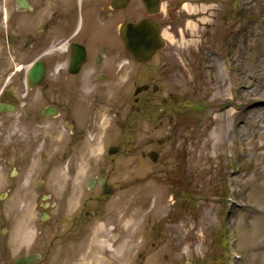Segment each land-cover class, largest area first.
<instances>
[{"label":"rangeland","instance_id":"obj_1","mask_svg":"<svg viewBox=\"0 0 264 264\" xmlns=\"http://www.w3.org/2000/svg\"><path fill=\"white\" fill-rule=\"evenodd\" d=\"M185 3L206 10L188 15ZM242 11L251 19L241 21ZM165 13L162 29L171 40L126 88L130 106L135 88L150 84L138 96L142 129L131 136L138 151L113 171L125 217L93 229L83 264H264V128L252 127L261 122L257 115L237 124L245 89L264 85V0H179ZM23 121L0 123V192L11 189L0 201L2 227L10 209L28 207V173L38 178L36 165L28 172ZM142 150L157 152V162L143 159Z\"/></svg>","mask_w":264,"mask_h":264},{"label":"flooded vegetation","instance_id":"obj_2","mask_svg":"<svg viewBox=\"0 0 264 264\" xmlns=\"http://www.w3.org/2000/svg\"><path fill=\"white\" fill-rule=\"evenodd\" d=\"M178 1L158 0L166 13ZM160 16L151 18L161 28ZM147 17L142 0L118 9L113 0H0V103L12 108L0 112V123L24 120L28 172L34 164L38 173L36 180L28 173V207L10 209L0 226V264L86 263L93 229L123 221V186L113 171L138 151L131 136L141 132L143 102L139 94L129 106L126 88L143 78L145 64L118 32ZM53 171L60 174L50 180Z\"/></svg>","mask_w":264,"mask_h":264},{"label":"water","instance_id":"obj_3","mask_svg":"<svg viewBox=\"0 0 264 264\" xmlns=\"http://www.w3.org/2000/svg\"><path fill=\"white\" fill-rule=\"evenodd\" d=\"M128 0H113V7L117 8L121 3ZM146 11L153 15L158 11V0H143ZM120 36L124 46L132 54L133 58L138 61H146L156 50L163 48V42L160 38L159 31L150 19L140 21L138 24H125L120 28ZM145 88H139L136 93ZM10 109L8 106L0 105V111ZM153 161L155 156L151 155Z\"/></svg>","mask_w":264,"mask_h":264},{"label":"bare ground","instance_id":"obj_4","mask_svg":"<svg viewBox=\"0 0 264 264\" xmlns=\"http://www.w3.org/2000/svg\"><path fill=\"white\" fill-rule=\"evenodd\" d=\"M200 8H201V11L206 10L205 6H201ZM200 8L196 6H192L191 4H188V3H185L182 6L183 11L187 13L188 15L196 14L198 12L197 10ZM187 27H189L190 30H193L195 29L196 26L193 22L189 21L187 22ZM162 37L166 40L167 39L171 40V36L166 30L162 32ZM239 83L243 84L240 80H239ZM263 89H264V85H262L261 88H259L258 90H254V88H249V86L245 89L247 90L246 92L247 98H246V103L241 106L240 112L237 113L239 115V120L237 122L238 125L240 123L241 116H243L244 119L246 120V119H249L251 116L257 115L261 118V122L258 125L256 124L252 125V127H256V128L260 127L261 129L264 128V98H263L264 91ZM216 120L220 122L221 125L219 126V129H220L219 131H221L222 135H224L226 132V129L222 122L223 121L222 116L217 117Z\"/></svg>","mask_w":264,"mask_h":264}]
</instances>
